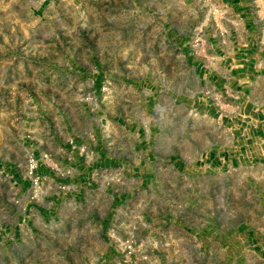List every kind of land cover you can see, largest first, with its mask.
I'll return each instance as SVG.
<instances>
[{
	"label": "rangeland",
	"instance_id": "obj_1",
	"mask_svg": "<svg viewBox=\"0 0 264 264\" xmlns=\"http://www.w3.org/2000/svg\"><path fill=\"white\" fill-rule=\"evenodd\" d=\"M251 1L264 16V0ZM184 3L199 1L173 7ZM139 5L157 6L0 0V157L28 183L11 186L0 165V264H264L246 238L264 231V167L196 166L215 124L199 111L193 65L154 40ZM196 29L186 50L197 60ZM96 66L111 84L97 93ZM101 141L112 167L97 160ZM35 148L48 171L38 185Z\"/></svg>",
	"mask_w": 264,
	"mask_h": 264
},
{
	"label": "crops",
	"instance_id": "obj_2",
	"mask_svg": "<svg viewBox=\"0 0 264 264\" xmlns=\"http://www.w3.org/2000/svg\"><path fill=\"white\" fill-rule=\"evenodd\" d=\"M47 1L56 4L66 0ZM79 1L69 0V3L77 6ZM198 1L197 5L184 3L182 8L174 9L173 0H154L157 5L154 9L141 8V5L137 8L151 17L150 24L155 26L151 35L154 40L167 41L172 48L176 45L186 62L193 65L199 85V111L204 119L215 124L213 141L196 166L233 172L264 167V16L258 14L251 0ZM195 27H199L206 41L205 51L197 60L186 50ZM103 74L97 66L87 74L95 93L111 87L104 81L106 75ZM183 85L188 88L184 80ZM132 88L136 89V85ZM207 93L220 96L219 102L206 99ZM141 131L139 128L137 132L138 144L144 147L146 141L141 138ZM75 138L77 143L83 139L79 135ZM72 139L70 137L71 144L74 143ZM97 148L99 145L95 148L98 162L112 167L114 159L104 141H101L100 150ZM31 150L28 156H45L38 148ZM0 165L9 172L11 186L25 189L28 183L20 176L19 165L15 167L9 158L4 161L1 157ZM85 170L89 173L90 167L85 166ZM36 172L40 179L48 174L42 167ZM119 198L114 196L113 201L120 202ZM36 209L43 215L41 208ZM246 238L264 260V231L249 228Z\"/></svg>",
	"mask_w": 264,
	"mask_h": 264
},
{
	"label": "built area",
	"instance_id": "obj_3",
	"mask_svg": "<svg viewBox=\"0 0 264 264\" xmlns=\"http://www.w3.org/2000/svg\"><path fill=\"white\" fill-rule=\"evenodd\" d=\"M195 36H194V39L196 40V42L199 44L200 42H203L204 43V40L202 39V36H201V33L199 31V29H196L193 33ZM199 45H197L196 47H198ZM236 100H238V97H234ZM206 99L208 100H212V102H216L218 103L219 100H220V96H215V95H212L210 93H207L206 94ZM39 167V163L36 161V159L31 156L30 157V168H31V175L35 176V171L38 169ZM35 179H32L35 183H39V180L40 178L39 177H34Z\"/></svg>",
	"mask_w": 264,
	"mask_h": 264
}]
</instances>
